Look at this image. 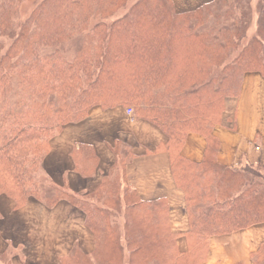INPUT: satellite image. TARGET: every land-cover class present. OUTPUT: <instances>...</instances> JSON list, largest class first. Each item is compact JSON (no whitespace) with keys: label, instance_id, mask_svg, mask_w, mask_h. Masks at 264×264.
Returning <instances> with one entry per match:
<instances>
[{"label":"trees","instance_id":"obj_1","mask_svg":"<svg viewBox=\"0 0 264 264\" xmlns=\"http://www.w3.org/2000/svg\"><path fill=\"white\" fill-rule=\"evenodd\" d=\"M20 1L0 0V37L12 41L6 47L0 40V195L18 208L30 198L50 208L66 200L85 214L95 250L86 254L74 247L63 264H118L124 246L112 217L121 214L131 264L138 255L146 264H202L213 235L264 222V165L223 166L213 134L226 99L240 95L245 73L264 76V0L257 35L240 49L249 0H233L228 18L241 8L240 20H218L201 32L195 27L208 24L209 13L193 15L205 6L177 12L166 0H141L111 23L107 17L121 0H43L18 28ZM98 15L101 20L92 23ZM80 34H85L82 44L69 58L62 46ZM96 105L130 107L168 137L156 151L169 154L176 184L185 193L187 251H177L168 202L144 200L125 182L132 154L118 155L89 196L47 177L43 166L52 137L87 118ZM190 132L207 140L201 163L181 154ZM73 158L80 173L95 172L98 158L90 146L80 145ZM255 262L264 264V244Z\"/></svg>","mask_w":264,"mask_h":264},{"label":"crops","instance_id":"obj_2","mask_svg":"<svg viewBox=\"0 0 264 264\" xmlns=\"http://www.w3.org/2000/svg\"><path fill=\"white\" fill-rule=\"evenodd\" d=\"M209 0H174L177 12L193 11ZM222 122L214 127L219 140L217 160L226 167L264 165V76L260 72L244 75L238 97L226 99ZM130 107H92L79 122L68 123L50 140L44 171L53 184L80 195L92 193L119 160L133 156L125 167L126 183L148 201L164 199L169 205L170 227L178 235L177 248L187 251L189 215L184 191L176 184L169 154L156 151L168 137L154 122L128 113ZM80 145H88L98 158L92 175L80 173L73 158ZM120 146L119 154L116 147ZM206 138L197 132L187 135L181 150L186 159L201 163ZM0 237L2 250L11 245L21 250L25 263L63 264L74 247L91 254L95 238L86 225L85 214L66 200L53 207L30 198L22 207L0 196ZM264 244V222L232 232L213 235L202 264H256L255 256Z\"/></svg>","mask_w":264,"mask_h":264},{"label":"rangeland","instance_id":"obj_3","mask_svg":"<svg viewBox=\"0 0 264 264\" xmlns=\"http://www.w3.org/2000/svg\"><path fill=\"white\" fill-rule=\"evenodd\" d=\"M43 0H21L18 3L17 6V14H16V18H17V22H18V28L19 26L22 25V23L28 19V17L31 15V13L40 5V3ZM139 1L141 0H121L111 11V15L107 17V22L111 23L113 20L117 19L118 17L123 16L124 14L128 13L131 11L132 7H134ZM167 3L169 5L174 6V0H166ZM250 3L247 6V15H246V21H248V29L246 34H244L245 36L240 40L239 42V48H243L248 42L249 40L254 37L255 35H257L258 32V24H259V20H260V9H261V0H249ZM173 3V4H172ZM233 0H209L208 2H206L203 7V10L201 13L199 14H195L193 15L194 17H197L199 15H202L204 17H207V13H209V18L208 20H210L207 23H204L203 27H195L197 32H201L202 29H204L206 26H210L212 25L214 22L218 21L219 22H224L225 20L228 21L229 19L232 20H240L241 18V13L243 12V10L241 8H237V11L235 10L234 14L231 15L229 18V13L231 11H234L232 8L233 7ZM201 6V7H202ZM174 10L175 6H174ZM149 11V10H148ZM190 17V16H189ZM101 16L98 15L97 17H95V19L92 20V23L94 22H98L99 20H101ZM230 21V22H231ZM192 25H194L196 23V19H193L192 21ZM85 34H80L75 36L72 40H70L69 42L65 43L62 48L65 51V53L67 54V56L69 58H73L75 53L77 52V50L80 48L83 38H84ZM0 40L4 41L6 43V47L9 46L12 41H10L9 39L7 40L4 37H0ZM113 72V71H112ZM111 70H108V76H110V78L113 76L112 75ZM229 98V97H228ZM226 108V105H225ZM224 108V111H225ZM224 114V112H223ZM223 119V118H222ZM222 122V121H221ZM220 124V123H219ZM218 125V124H216ZM215 125V126H216ZM214 126V127H215ZM44 167V166H43ZM42 178H44L45 180H47V177L45 175H42ZM113 185H118L115 182V179L111 180ZM52 193V192H51ZM51 193L48 194H44L45 195H49ZM88 194L91 193H87L86 196H89ZM5 195V194H1L0 196ZM85 195V194H83ZM7 196V195H6ZM9 197V196H8ZM0 216H1V212H0ZM112 221L114 224H116L119 227V236L121 237L122 241L120 240V244L123 243L124 249L122 250V258H121V253L118 252V264H131L130 263V255L127 248H126V243H125V217L123 214L116 216V217H112ZM2 245H4V242L2 241L1 237H0V264H20V263H25V261H23L25 258L23 256V254L21 253V250H16L14 249V247L11 245V247L9 246L8 249L6 250H2ZM176 245H177V241H176ZM111 247V245H109ZM177 251L179 252L180 250L177 248ZM181 252V251H180ZM18 256H19V262L18 263ZM22 261V262H21ZM96 264H103L100 262V260L97 262L95 261ZM135 263L136 264H146L145 260L142 259L140 257V255L136 256L135 259ZM31 264V263H29Z\"/></svg>","mask_w":264,"mask_h":264},{"label":"built area","instance_id":"obj_4","mask_svg":"<svg viewBox=\"0 0 264 264\" xmlns=\"http://www.w3.org/2000/svg\"><path fill=\"white\" fill-rule=\"evenodd\" d=\"M128 112L131 114V113H133V110L132 109H128Z\"/></svg>","mask_w":264,"mask_h":264}]
</instances>
